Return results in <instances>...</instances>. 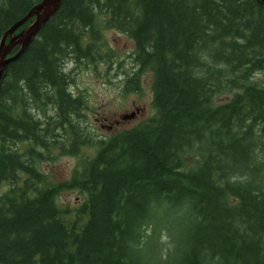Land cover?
<instances>
[{
  "label": "trees",
  "instance_id": "1",
  "mask_svg": "<svg viewBox=\"0 0 264 264\" xmlns=\"http://www.w3.org/2000/svg\"><path fill=\"white\" fill-rule=\"evenodd\" d=\"M42 1L0 0V44ZM105 29L135 42L130 88L152 70L154 115L96 140L67 67L113 66ZM260 72L264 0H62L0 85V264H264ZM83 147L49 183L39 164Z\"/></svg>",
  "mask_w": 264,
  "mask_h": 264
},
{
  "label": "rangeland",
  "instance_id": "2",
  "mask_svg": "<svg viewBox=\"0 0 264 264\" xmlns=\"http://www.w3.org/2000/svg\"><path fill=\"white\" fill-rule=\"evenodd\" d=\"M103 36L107 48L115 56L113 66L94 61L83 64L71 62L67 67L71 76L70 89L75 96L81 97L85 106L82 110L84 118L76 117V119L84 124L96 140H109L122 131L137 127L154 115L152 70L143 73L136 90L128 86V80L138 71L133 61L136 49L134 40L115 29L103 30ZM254 79L264 85V72L256 74ZM229 98L228 94L220 95L217 97V102L225 103ZM134 113L136 115L132 120L121 119L125 115ZM94 152L93 148L83 147L77 157L60 154L56 150L52 160L41 162L39 168L46 175L49 183L68 181L81 159L89 158ZM8 188L7 184H3L0 187V196ZM82 201V196L76 191L65 192L60 197L61 205L68 206L72 211Z\"/></svg>",
  "mask_w": 264,
  "mask_h": 264
},
{
  "label": "water",
  "instance_id": "3",
  "mask_svg": "<svg viewBox=\"0 0 264 264\" xmlns=\"http://www.w3.org/2000/svg\"><path fill=\"white\" fill-rule=\"evenodd\" d=\"M61 1L62 0H43L40 4L32 8L22 20L5 33L0 44V85L9 64L17 60L25 52L41 30L42 26L57 12ZM32 18H35V20L29 26L17 33ZM8 39L9 41L7 42ZM17 48V53L11 55ZM134 117L135 114L125 115L122 119L131 120Z\"/></svg>",
  "mask_w": 264,
  "mask_h": 264
},
{
  "label": "flooded vegetation",
  "instance_id": "4",
  "mask_svg": "<svg viewBox=\"0 0 264 264\" xmlns=\"http://www.w3.org/2000/svg\"><path fill=\"white\" fill-rule=\"evenodd\" d=\"M139 111V110H138Z\"/></svg>",
  "mask_w": 264,
  "mask_h": 264
}]
</instances>
